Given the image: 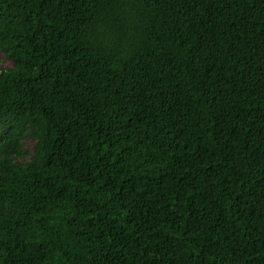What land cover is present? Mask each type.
<instances>
[{
  "label": "trees",
  "instance_id": "trees-1",
  "mask_svg": "<svg viewBox=\"0 0 264 264\" xmlns=\"http://www.w3.org/2000/svg\"><path fill=\"white\" fill-rule=\"evenodd\" d=\"M0 52V264H264V0H0Z\"/></svg>",
  "mask_w": 264,
  "mask_h": 264
},
{
  "label": "rangeland",
  "instance_id": "rangeland-1",
  "mask_svg": "<svg viewBox=\"0 0 264 264\" xmlns=\"http://www.w3.org/2000/svg\"><path fill=\"white\" fill-rule=\"evenodd\" d=\"M0 66L7 67L11 66V61L6 58L1 52H0ZM32 145H33V140L29 137H26L23 139V150L26 152L20 156L17 160L19 162H23L24 160H28L30 157V154L32 152Z\"/></svg>",
  "mask_w": 264,
  "mask_h": 264
}]
</instances>
